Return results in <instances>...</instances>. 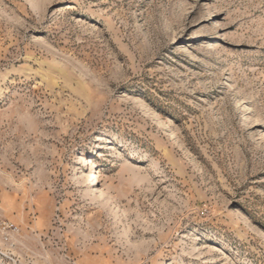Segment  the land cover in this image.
I'll return each mask as SVG.
<instances>
[{
    "label": "rangeland",
    "instance_id": "rangeland-1",
    "mask_svg": "<svg viewBox=\"0 0 264 264\" xmlns=\"http://www.w3.org/2000/svg\"><path fill=\"white\" fill-rule=\"evenodd\" d=\"M0 264H264V0H0Z\"/></svg>",
    "mask_w": 264,
    "mask_h": 264
},
{
    "label": "bare ground",
    "instance_id": "bare-ground-1",
    "mask_svg": "<svg viewBox=\"0 0 264 264\" xmlns=\"http://www.w3.org/2000/svg\"><path fill=\"white\" fill-rule=\"evenodd\" d=\"M96 180V176H95V173L94 172H91L90 174H89V177H88V182H93V181H95Z\"/></svg>",
    "mask_w": 264,
    "mask_h": 264
}]
</instances>
